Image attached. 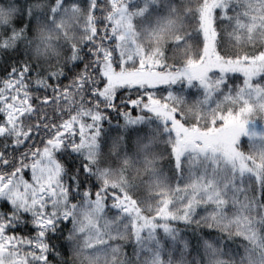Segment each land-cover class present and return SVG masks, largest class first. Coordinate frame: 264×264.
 <instances>
[{"label": "trees", "instance_id": "16d2710c", "mask_svg": "<svg viewBox=\"0 0 264 264\" xmlns=\"http://www.w3.org/2000/svg\"><path fill=\"white\" fill-rule=\"evenodd\" d=\"M95 2L93 12L91 0H0V79L14 67L29 63L27 82L31 84L49 66L64 67L70 43L80 41L87 47L84 37L90 26L108 25L110 33L115 30L125 58L140 60L137 67L125 69L122 64L119 71L109 66V73L114 78L151 82L159 65L167 73L202 63L204 47L197 38L205 45L202 22L206 11L216 58L245 64L264 62V0ZM14 22L22 25L17 27ZM203 78V86L198 78L191 83L179 78L158 84L157 88L167 90L160 94L167 102H157L155 107L179 110L188 120L183 125L191 130L208 133L227 125L255 128L257 132L237 140L240 158L194 144L189 151L182 147L178 168L170 145L188 144L179 141L171 124L143 107L132 113L139 117L134 122L125 121L118 110L106 111L98 122L95 146L70 148L73 136L79 142V124L62 132L61 147H53L51 159L66 166L65 184L72 183L73 171L83 178L84 158L91 154L93 172L104 176L92 177L87 187L94 189L96 180L104 178L122 186L131 197L132 216H151L156 228L145 225L137 236V224L143 221L132 219L111 200L106 204L101 201L103 206L97 209L94 203L74 196L69 201L75 205L72 222L58 219L47 230L49 264H264V69L251 74L210 70ZM43 91L29 88L33 100ZM132 91L136 93V89ZM86 100L79 89H72L61 92L54 104L37 102L30 115L27 107L24 113H9L18 131L0 137V152L15 167L20 153L30 157L31 151L43 148L51 126ZM29 131L32 136L25 139ZM14 141L21 143L17 146ZM241 162L246 166L243 173L238 167ZM0 175L12 177L13 173L0 168ZM209 180L212 184L205 188ZM217 192L225 200L219 210L214 204ZM190 200L197 202L194 208L190 206V219L176 218ZM6 204V198L0 197V214ZM163 224L169 225V231ZM36 231L31 214L21 209L7 224L4 235L23 239ZM0 251L8 254L13 264H40L32 255L39 249L17 239L0 240Z\"/></svg>", "mask_w": 264, "mask_h": 264}, {"label": "snow or ice", "instance_id": "6c2138e0", "mask_svg": "<svg viewBox=\"0 0 264 264\" xmlns=\"http://www.w3.org/2000/svg\"><path fill=\"white\" fill-rule=\"evenodd\" d=\"M90 7L95 12V0H91ZM14 23L17 27L22 25ZM84 40L87 41V47L80 41L69 44L70 55L63 68L49 66L44 70V75L32 80L31 84L27 82L31 67L29 63L14 67L6 77L0 79V137L18 131L13 127V118L9 113H24L27 107L30 110L28 112L30 115L37 102L41 105L54 104L59 100L61 92L68 93L72 89H79L82 97H87L86 101L80 103L77 111L51 126L47 140L42 141L45 145L43 148L38 147L31 151L30 157L20 153V162L15 167H13V161L4 158L5 154L0 152V168L11 169L13 173L12 177L0 175V197H5L7 201L3 214H0V240L17 239L34 249L38 248L39 253L34 251L32 255L39 260L40 264H49L46 255L49 245L45 242L47 230L53 228L58 219L72 222L75 205H70L69 201L74 196L94 203L97 209L103 206L101 201L106 204L111 200L114 207L127 212L132 219L138 222L143 221V223L137 224V236L140 228L145 225L153 229L156 228L151 216H132L131 197L122 186H117L104 178L100 181L96 180L94 189L87 187V184L92 182V177L104 176V173L93 172L91 154L85 155L83 173H81L83 178H78L77 172L73 171L70 174L72 183L65 184L62 177L67 174L66 166L61 161L51 159L53 147H61L62 132L68 133L79 124V142L77 143V138L73 136L69 141L70 148L75 151L88 144L95 146L97 143L95 138L99 135L98 122L102 120L106 111L118 110L125 121L134 122L139 117L133 116L132 113L141 107L148 111H155L165 121V124H173L175 127L174 122L169 119L167 111H159L155 107L157 102L160 104L167 102L166 97L160 95L167 90L161 87L157 88V85H167L169 80H174L180 75H187L188 83L192 81V74L188 73L187 69L178 68L165 73L163 65L158 66L157 77L151 82L114 78L108 71L109 66L113 71H119L122 64L125 69L130 66L137 67L140 60L136 57L125 58L120 50L119 38L115 34V30L110 33L108 25L103 28L90 26L89 34L84 37ZM197 40L203 48V39L197 38ZM145 67H147L146 64ZM223 71L224 68L221 66V72ZM197 78L203 86V74H197ZM30 87L43 88L45 91L38 94L36 100H33L29 93ZM133 89H136L135 94ZM7 93H11V96ZM168 95L170 96L171 93ZM171 116L182 124L188 123L187 118L183 117L179 110L172 111ZM37 127H39L38 124ZM93 128L96 131L90 133L87 131ZM31 136L32 133L29 131L25 134V139H30ZM14 143L19 146L21 142L14 141ZM4 147H9L7 141H5ZM182 151L181 147L170 145V154L174 157L178 168L182 162ZM238 167L241 173L246 170L243 162L239 163ZM9 179L12 180L11 184L8 183ZM211 184L212 181L209 180L204 184V187L209 188ZM216 195L214 204L219 210V207L225 204V200L219 192ZM211 199L212 197L209 196V200ZM126 203L129 205L128 207H125ZM196 203L195 200H190L189 204L185 205L184 213L176 218L188 221L190 206L194 208ZM8 205L11 206L10 209ZM21 209H27L31 214V223L37 227L38 231L23 239L16 237L15 234L6 237L4 234L7 232V224L13 218H17V213ZM161 227L166 232L169 231V225L163 224Z\"/></svg>", "mask_w": 264, "mask_h": 264}, {"label": "rangeland", "instance_id": "374dc122", "mask_svg": "<svg viewBox=\"0 0 264 264\" xmlns=\"http://www.w3.org/2000/svg\"><path fill=\"white\" fill-rule=\"evenodd\" d=\"M207 9L209 10L210 7ZM207 14L209 13H207L206 11L204 15L205 20L204 22H202V30L205 37L203 61L200 64L184 68L188 70V73L192 74V79L197 78V74L202 73L203 75H205L210 70H217L221 72V66H223L224 68L223 72L239 71L244 74L259 72L264 69V62L245 64L239 62H227L216 58L213 55L212 32L211 26H209V16H207ZM157 74L158 73H154L152 75L155 76ZM179 78L187 79V75H180L177 76L175 79ZM157 110H159V108H157ZM167 114L169 119L174 122L175 127L173 126V124H171V127L176 133L179 141L188 144H181L182 146L178 145V147H183L184 150L188 151L192 150L194 144H197L200 147L204 148H218L222 150L227 156L234 159H238L240 158V155L236 148V143L239 137L242 135H249L251 133L257 132L255 128L246 127L243 125H227L218 131L208 133L203 131H196L188 129L182 123H180V121L175 120V118L171 116L170 111H167ZM0 264H13V261L10 260L8 254L0 251Z\"/></svg>", "mask_w": 264, "mask_h": 264}]
</instances>
